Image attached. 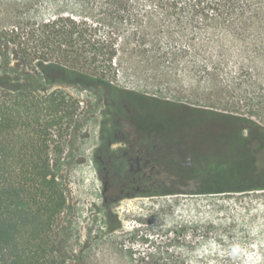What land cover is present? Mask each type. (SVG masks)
Masks as SVG:
<instances>
[{"label": "trees", "instance_id": "trees-1", "mask_svg": "<svg viewBox=\"0 0 264 264\" xmlns=\"http://www.w3.org/2000/svg\"><path fill=\"white\" fill-rule=\"evenodd\" d=\"M47 5L52 16L0 29V264H83L63 229L58 137L74 152L102 105L97 157L124 190L192 199L171 264H264V0ZM180 75L204 105L123 82L171 87Z\"/></svg>", "mask_w": 264, "mask_h": 264}, {"label": "rangeland", "instance_id": "rangeland-1", "mask_svg": "<svg viewBox=\"0 0 264 264\" xmlns=\"http://www.w3.org/2000/svg\"><path fill=\"white\" fill-rule=\"evenodd\" d=\"M53 14L47 0H0V29H10L29 17L44 19ZM171 81L178 86L147 87L132 77L123 79L130 88L198 106L204 105L201 99L209 96L195 89L192 77L180 75ZM70 91L82 99L92 98L87 92ZM103 109V105L99 106L89 122H82L73 148L76 157L75 151L67 148L69 137H58L64 151L61 175L69 210L63 215V229L66 228L68 249L83 264H171L175 251L171 246L173 232L191 217L192 199L184 195L135 197L124 190V180L117 181L121 176L117 165L101 163V157H97ZM121 147L124 144L113 149Z\"/></svg>", "mask_w": 264, "mask_h": 264}, {"label": "flooded vegetation", "instance_id": "flooded-vegetation-1", "mask_svg": "<svg viewBox=\"0 0 264 264\" xmlns=\"http://www.w3.org/2000/svg\"><path fill=\"white\" fill-rule=\"evenodd\" d=\"M118 144H120V145H121L122 143H118ZM118 144H116V145H118ZM124 146H125V144H124ZM113 148H114V146H113Z\"/></svg>", "mask_w": 264, "mask_h": 264}]
</instances>
